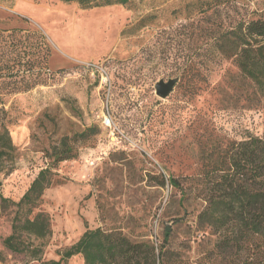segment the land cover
<instances>
[{"label":"rangeland","instance_id":"rangeland-1","mask_svg":"<svg viewBox=\"0 0 264 264\" xmlns=\"http://www.w3.org/2000/svg\"><path fill=\"white\" fill-rule=\"evenodd\" d=\"M195 1L131 0L84 10L59 0H0V31L21 32L9 41L15 45L8 57L23 66L20 90L0 92V124L17 150L13 172L0 174V195L18 201L47 163L50 145L99 129L75 160L59 165L66 183L43 194L52 230L43 260H57L98 227L154 244L169 231L167 245L191 264L215 255L218 236L197 220L204 206L198 173L229 140L264 134V100L239 83L230 61L212 62L204 46L210 21L183 18ZM228 1L224 19L264 15V0ZM142 20L145 27L137 28ZM26 61L34 63L29 71ZM197 69L207 73V85L192 76ZM169 79L177 80L172 92L157 97L156 83ZM25 85L32 87L22 91ZM161 175L194 180L182 181V197L158 186ZM10 221L0 210V264H25L2 247Z\"/></svg>","mask_w":264,"mask_h":264},{"label":"trees","instance_id":"trees-1","mask_svg":"<svg viewBox=\"0 0 264 264\" xmlns=\"http://www.w3.org/2000/svg\"><path fill=\"white\" fill-rule=\"evenodd\" d=\"M76 3L88 10L109 6H126L131 0H59ZM228 0H197L184 6V20L197 18L210 21L206 30L204 46L211 52V60L218 63L230 61L237 70L239 83L246 86L254 98L264 100V15L244 20L221 17ZM145 20L137 28L145 27ZM18 30L0 31V92L7 87L19 89V67L21 62L10 59L15 44L9 42ZM31 35H26V37ZM11 48V51L9 49ZM29 65L27 71L34 65ZM24 70V71H26ZM198 84L207 85L208 75L197 69L192 75ZM200 85V86H201ZM22 91L32 85H25ZM1 94V93H0ZM99 134L96 126H90L72 137L62 136L58 142L44 151L47 161L21 198L14 202L0 195V210L11 216L10 232L2 240L5 251L22 255L26 263L65 264L80 256L83 264H191L169 248V231L160 244L150 241H132L120 229H86L71 246L58 252L57 260H43L45 243L51 236V219L41 209L46 190L61 186L66 179L58 174L61 163L75 160L79 147ZM17 150L12 143L9 130L0 124V174L13 172ZM208 166L198 173L200 190L198 196L204 206L197 215L200 227L209 228L218 241L214 256L206 262L196 264H264V134H248L239 141L229 140L220 152L207 157ZM155 180V178L150 177ZM194 177L181 179L160 176L158 186L167 184L179 190L182 197L186 190L182 181H193Z\"/></svg>","mask_w":264,"mask_h":264},{"label":"water","instance_id":"water-1","mask_svg":"<svg viewBox=\"0 0 264 264\" xmlns=\"http://www.w3.org/2000/svg\"><path fill=\"white\" fill-rule=\"evenodd\" d=\"M177 80L169 79L168 81H159L156 83L154 90L155 95L161 99H165L173 90Z\"/></svg>","mask_w":264,"mask_h":264},{"label":"built area","instance_id":"built-area-1","mask_svg":"<svg viewBox=\"0 0 264 264\" xmlns=\"http://www.w3.org/2000/svg\"><path fill=\"white\" fill-rule=\"evenodd\" d=\"M104 125L109 127L110 126V121L108 119H105Z\"/></svg>","mask_w":264,"mask_h":264}]
</instances>
